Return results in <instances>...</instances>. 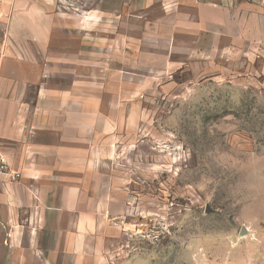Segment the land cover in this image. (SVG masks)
<instances>
[{"label": "rangeland", "instance_id": "1", "mask_svg": "<svg viewBox=\"0 0 264 264\" xmlns=\"http://www.w3.org/2000/svg\"><path fill=\"white\" fill-rule=\"evenodd\" d=\"M0 52L100 264H264V0H0Z\"/></svg>", "mask_w": 264, "mask_h": 264}, {"label": "crops", "instance_id": "2", "mask_svg": "<svg viewBox=\"0 0 264 264\" xmlns=\"http://www.w3.org/2000/svg\"><path fill=\"white\" fill-rule=\"evenodd\" d=\"M29 83L20 63L0 52V149L20 175L0 181V264H100V224L89 212L95 203L81 205L70 195L73 180L64 184L56 147L64 123L44 118L47 111L58 115L66 109L77 117L79 111L28 105ZM42 95L41 90L36 96Z\"/></svg>", "mask_w": 264, "mask_h": 264}, {"label": "built area", "instance_id": "3", "mask_svg": "<svg viewBox=\"0 0 264 264\" xmlns=\"http://www.w3.org/2000/svg\"><path fill=\"white\" fill-rule=\"evenodd\" d=\"M19 177V173L11 171L8 161L0 149V181L6 179L14 182L17 181Z\"/></svg>", "mask_w": 264, "mask_h": 264}]
</instances>
